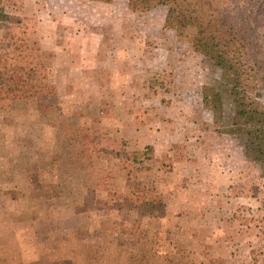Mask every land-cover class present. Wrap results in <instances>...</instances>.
<instances>
[{
  "label": "rangeland",
  "instance_id": "rangeland-1",
  "mask_svg": "<svg viewBox=\"0 0 264 264\" xmlns=\"http://www.w3.org/2000/svg\"><path fill=\"white\" fill-rule=\"evenodd\" d=\"M0 9L20 18L30 47L52 55L46 78L56 88L57 111L41 114L30 98L0 100V143L29 177L27 218L43 225L52 215L73 216L56 235L62 245L73 239L74 253L58 248L52 264L72 254L73 264L84 254L95 256L85 264H98L101 252L104 264H264V166L244 153L241 136L215 132L231 114L226 79L188 37L162 27L165 7L0 0ZM204 85L220 93L217 122L201 106ZM146 145L151 159L135 176L174 210L137 227L132 210L100 207L128 191L130 158H142ZM204 156L219 175L205 176ZM178 214L198 222L195 244L184 243V230L165 226Z\"/></svg>",
  "mask_w": 264,
  "mask_h": 264
},
{
  "label": "trees",
  "instance_id": "trees-1",
  "mask_svg": "<svg viewBox=\"0 0 264 264\" xmlns=\"http://www.w3.org/2000/svg\"><path fill=\"white\" fill-rule=\"evenodd\" d=\"M126 6L131 11L165 7L162 27L188 37L191 49L221 71L227 82L231 114L226 126H215L214 130L241 136L244 153L264 166V0H126ZM19 23V17L0 9V100L30 98L37 112H55L57 91L46 78L52 55L30 47ZM200 101L211 112L213 122L220 120L222 104L217 90L202 86ZM147 150L148 145L140 152V159L130 158L135 166L133 174L129 168L125 172V180L131 183L128 191L111 205L103 201L100 207L132 210L133 226L137 227L144 217L161 218L169 212L154 190L143 186L135 176L147 169L144 162L151 159ZM114 155L121 153L116 151ZM87 201L88 193L84 196Z\"/></svg>",
  "mask_w": 264,
  "mask_h": 264
},
{
  "label": "crops",
  "instance_id": "crops-1",
  "mask_svg": "<svg viewBox=\"0 0 264 264\" xmlns=\"http://www.w3.org/2000/svg\"><path fill=\"white\" fill-rule=\"evenodd\" d=\"M7 146V143H0V264H52V258H55L58 248L61 250L60 252L66 253L65 250H70L74 253L75 241L73 239L65 240L66 243L62 245L56 235L61 229L70 226V224H65L68 221L72 222L73 216L70 215L68 220L61 221L58 219L59 217L50 215L49 220L44 221L43 225L42 223L36 224L34 219L27 218L30 217L28 215L30 208L27 205V197L30 193L29 177L25 167L22 166L23 161L6 154ZM202 163L204 164L203 169L209 171V175L205 172L208 179L211 178V174L219 175V171L213 167L214 163L210 161V158L204 156ZM215 165L217 166V163ZM231 169L233 172V167ZM221 170H223V175L227 173L225 169ZM169 206V211L170 209L174 210ZM184 208L192 210L188 205H185ZM165 222L167 223L165 226L170 227L171 230L179 231L180 235L181 231H185L186 240L184 243L195 244L194 229L198 225L196 220L187 223L182 214H178L177 216H168ZM176 224L180 226V229L175 228ZM87 240L90 239L87 238ZM175 243L178 244L179 240ZM73 256V254L70 257L65 255L62 262L73 264V260H75ZM101 256H105V253L101 252ZM101 256L96 257L98 264H104L99 262L102 260L99 258ZM94 257V255L84 254L81 262L85 264L87 260L93 261Z\"/></svg>",
  "mask_w": 264,
  "mask_h": 264
}]
</instances>
